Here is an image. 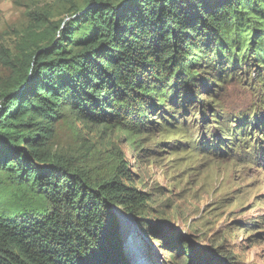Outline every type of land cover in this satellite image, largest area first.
Returning <instances> with one entry per match:
<instances>
[{
  "label": "trees",
  "instance_id": "1",
  "mask_svg": "<svg viewBox=\"0 0 264 264\" xmlns=\"http://www.w3.org/2000/svg\"><path fill=\"white\" fill-rule=\"evenodd\" d=\"M64 10L28 27L15 49L0 47L10 70L0 78V264H128L131 217L114 208L147 235L163 231L145 218L150 198L124 157L97 170L88 149L81 160L55 149L66 107L133 139L203 75L219 87L252 59L264 72V0H84ZM158 241L187 249L188 264L212 259L166 234Z\"/></svg>",
  "mask_w": 264,
  "mask_h": 264
},
{
  "label": "rangeland",
  "instance_id": "2",
  "mask_svg": "<svg viewBox=\"0 0 264 264\" xmlns=\"http://www.w3.org/2000/svg\"><path fill=\"white\" fill-rule=\"evenodd\" d=\"M83 2L0 0V47L15 49L28 27L53 15L66 18L64 9ZM263 73L252 59L239 63L219 87L215 75H203L187 100L178 95L166 112L151 111L149 128L133 139L80 122L70 107L64 109L54 127L55 149L80 160L88 149L97 170L124 157L133 184L150 198L145 218L163 229L147 235L125 212L131 216L123 229L128 264H183L176 257L190 263L187 249L158 241L164 234L212 257L207 264H264ZM9 75L1 66L0 78ZM164 118L178 128L164 130Z\"/></svg>",
  "mask_w": 264,
  "mask_h": 264
},
{
  "label": "water",
  "instance_id": "3",
  "mask_svg": "<svg viewBox=\"0 0 264 264\" xmlns=\"http://www.w3.org/2000/svg\"><path fill=\"white\" fill-rule=\"evenodd\" d=\"M116 212H119V213H124V211L120 210L119 208H114ZM127 215V214H126ZM131 216H133L132 214H130ZM130 215H128L129 217H131ZM133 218L136 220V218L133 216Z\"/></svg>",
  "mask_w": 264,
  "mask_h": 264
}]
</instances>
